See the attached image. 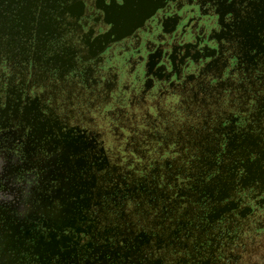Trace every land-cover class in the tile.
I'll use <instances>...</instances> for the list:
<instances>
[{"label":"flooded vegetation","instance_id":"af4514ba","mask_svg":"<svg viewBox=\"0 0 264 264\" xmlns=\"http://www.w3.org/2000/svg\"><path fill=\"white\" fill-rule=\"evenodd\" d=\"M0 49L8 53L1 82L41 68L46 81L70 92L103 87L101 110L107 98L120 106L193 100L181 148L193 160H165L161 190L155 174L146 185H135L128 170L129 181L122 175L136 198L155 192L162 201L165 188L176 192L177 216L169 220L173 204L167 214L160 207L157 224L178 256L148 263L250 264L241 253L264 238V0H0ZM119 81L121 96H112ZM153 198L144 215L157 207ZM78 210L87 226L73 235L83 238L98 221L94 210L89 218ZM148 230L138 232L143 245L157 238ZM143 248L138 264L152 258Z\"/></svg>","mask_w":264,"mask_h":264},{"label":"rangeland","instance_id":"374dc122","mask_svg":"<svg viewBox=\"0 0 264 264\" xmlns=\"http://www.w3.org/2000/svg\"><path fill=\"white\" fill-rule=\"evenodd\" d=\"M0 53L2 62L8 53ZM38 70L30 79L15 72L0 81V264H138L139 251L146 253L143 247L152 258L143 256L147 263L143 258L142 264L172 261L178 253L170 235L161 241L157 219L160 207H167V214L173 204L175 211L176 192H160L163 204L155 192L136 198L121 179L128 170L135 185L144 184L155 174L159 187L168 176L165 160H193L187 149L181 150L193 123V100L171 103L174 99L167 96L120 106L107 98L101 110L97 100L107 95L103 87L98 86L101 94L70 92L60 80L46 81ZM120 85H114L112 96H121ZM149 196L157 207L144 215ZM79 207L87 218L94 210L98 221L83 238L73 235L87 226ZM112 225L115 229L101 234L102 227ZM148 229L157 238L143 245L138 232ZM241 255L246 263L264 264V238Z\"/></svg>","mask_w":264,"mask_h":264},{"label":"bare ground","instance_id":"6f19581e","mask_svg":"<svg viewBox=\"0 0 264 264\" xmlns=\"http://www.w3.org/2000/svg\"><path fill=\"white\" fill-rule=\"evenodd\" d=\"M155 1V0H154ZM151 2V1H150ZM147 4V3H146ZM157 4V3H156ZM160 4V3H159ZM138 5H140V4H138ZM145 5V4H144ZM232 8V7H231ZM113 9V8H112ZM141 9V8H140ZM141 11V10H140ZM123 15V14H122ZM119 16V15H118ZM118 16H117V18H115V19H118ZM113 17V16H112ZM123 18V17H122ZM125 18H127V15H126V17ZM135 18V17H134ZM112 20V19H111ZM128 24H129V22H128ZM114 27V26H113ZM119 28V27H118ZM116 31V30H115Z\"/></svg>","mask_w":264,"mask_h":264}]
</instances>
